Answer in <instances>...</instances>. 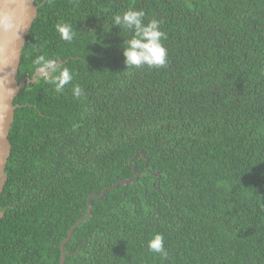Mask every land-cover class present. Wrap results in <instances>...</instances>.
Instances as JSON below:
<instances>
[{
	"label": "trees",
	"instance_id": "obj_1",
	"mask_svg": "<svg viewBox=\"0 0 264 264\" xmlns=\"http://www.w3.org/2000/svg\"><path fill=\"white\" fill-rule=\"evenodd\" d=\"M2 172L0 264H264V0H37ZM142 10L166 39L162 67H128ZM75 33L63 41L55 26ZM79 86L81 95L73 88ZM167 255L149 251L154 235Z\"/></svg>",
	"mask_w": 264,
	"mask_h": 264
},
{
	"label": "clouds",
	"instance_id": "obj_2",
	"mask_svg": "<svg viewBox=\"0 0 264 264\" xmlns=\"http://www.w3.org/2000/svg\"><path fill=\"white\" fill-rule=\"evenodd\" d=\"M37 0H0V83L5 86L8 97L14 98L17 88L13 87L16 66L23 52L22 34L29 30V18ZM145 13L142 10H128L115 16V26L133 32L130 39L124 41L123 55L128 67H162L166 64L167 49L161 43L166 35L160 30V22L151 20L144 24ZM56 31L61 40L72 42L75 33L68 23H58ZM34 74L43 76L57 92L64 90L73 80V73L68 67H60L57 58L45 54L36 55L31 60ZM75 96L81 95L79 86L73 88ZM149 251L167 255L163 237L159 234L148 241Z\"/></svg>",
	"mask_w": 264,
	"mask_h": 264
},
{
	"label": "water",
	"instance_id": "obj_3",
	"mask_svg": "<svg viewBox=\"0 0 264 264\" xmlns=\"http://www.w3.org/2000/svg\"><path fill=\"white\" fill-rule=\"evenodd\" d=\"M37 15H38V6L33 7L32 11L30 13L29 30L22 34L23 50H24V47L26 45L27 37L30 33L31 27H32ZM21 58H22V54L18 59L17 66H16V76H15V80L13 81V84H12L13 87L17 88V93H16L15 97L10 99L8 97L6 91H5L4 84L0 83V196H1V183H2L1 174L4 171V169L8 163L9 157L12 153V145H11V142L9 140V136H10L12 125H13V122L15 119L16 109L19 107V105L15 104V99L20 94L21 90L26 87L27 84L34 83L36 81L37 77L39 76V75L35 74L33 78L25 77L22 79V81H18L17 77H18L19 70H20ZM60 63H63V62L58 61V65ZM139 175L140 174L138 173V175L133 179H127L124 181H119L115 186L106 188L100 195H94V194L91 195V197L88 199V205H89L88 215L86 217L82 218L81 220H79L78 223L75 224L69 230L68 237L61 244L62 255H61V259H60V264H65V260H66V256H67V252L65 251V245L70 240L71 235H72V231L76 227H78L83 221H87L91 217V214H92L91 200L93 198H102L104 196V194L106 193V191L109 189L117 188L120 185H127L128 183H133L134 180L139 177ZM4 215H5V211L2 210L0 207V222L3 219Z\"/></svg>",
	"mask_w": 264,
	"mask_h": 264
}]
</instances>
